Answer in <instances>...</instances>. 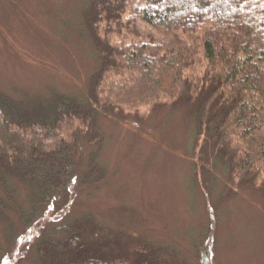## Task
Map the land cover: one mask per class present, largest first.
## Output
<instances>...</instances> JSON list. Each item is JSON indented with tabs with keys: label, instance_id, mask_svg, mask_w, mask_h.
I'll return each mask as SVG.
<instances>
[{
	"label": "trees",
	"instance_id": "trees-1",
	"mask_svg": "<svg viewBox=\"0 0 264 264\" xmlns=\"http://www.w3.org/2000/svg\"><path fill=\"white\" fill-rule=\"evenodd\" d=\"M81 17L77 32L100 52L86 93H55L40 104L0 87V221L12 203L19 227L0 249V264L29 255L38 264H170L153 245L130 250L126 242L123 249L94 234L98 225L87 235L85 218L66 219L63 207H48L69 199L80 141L101 146L103 103L122 105L115 94L102 97L112 77L118 79L111 86L125 93L121 100L150 92L148 106L161 99L188 109L214 142L213 167L220 154L229 183L264 195V0H95ZM210 237L195 247L199 264H213Z\"/></svg>",
	"mask_w": 264,
	"mask_h": 264
},
{
	"label": "rangeland",
	"instance_id": "rangeland-1",
	"mask_svg": "<svg viewBox=\"0 0 264 264\" xmlns=\"http://www.w3.org/2000/svg\"><path fill=\"white\" fill-rule=\"evenodd\" d=\"M93 1L0 0V87L8 95L37 97L43 104L55 93H86L100 52L77 29ZM109 79L102 97L115 94L122 105L103 103L104 114L96 123L101 146L80 141L69 199L65 206L56 202L48 209L63 207L66 219L85 218L87 235L90 224L98 225L94 234L122 246L153 245L170 264H199L195 247L210 237L208 229L213 264H264L262 192L229 183L220 154L213 167L214 142L198 131L188 109L161 99L148 106L150 92L129 93L121 100L125 93L111 86L118 78ZM23 199L21 187L16 200ZM8 207L0 221V249L19 230L15 208ZM20 264L38 263L29 255Z\"/></svg>",
	"mask_w": 264,
	"mask_h": 264
}]
</instances>
